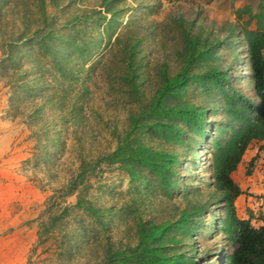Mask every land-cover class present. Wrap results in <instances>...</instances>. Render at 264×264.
I'll list each match as a JSON object with an SVG mask.
<instances>
[{
    "label": "rangeland",
    "instance_id": "obj_1",
    "mask_svg": "<svg viewBox=\"0 0 264 264\" xmlns=\"http://www.w3.org/2000/svg\"><path fill=\"white\" fill-rule=\"evenodd\" d=\"M247 10L264 13V0H0V264H109L111 253L135 246L138 224L173 223L183 211L193 220L185 231L162 234L171 264H222L208 158L212 140L229 135L223 99L196 80L165 98V107L202 113V139L182 118L169 119L184 132L175 146L148 125L192 37L219 44L216 59L198 58L191 72L218 69L255 101L241 35L256 27ZM34 34L43 41L30 43ZM137 116L147 128L130 136L133 146L180 160L169 189L127 149L116 151ZM250 176L263 187L251 191ZM230 177L242 192L236 217L264 226V140Z\"/></svg>",
    "mask_w": 264,
    "mask_h": 264
},
{
    "label": "trees",
    "instance_id": "obj_2",
    "mask_svg": "<svg viewBox=\"0 0 264 264\" xmlns=\"http://www.w3.org/2000/svg\"><path fill=\"white\" fill-rule=\"evenodd\" d=\"M237 14L240 18L239 13ZM246 14L248 20L254 19L256 22L254 30L242 29L241 31L246 46L247 61L252 72V92L255 101H251L230 88L226 76L218 69L211 67L200 75L191 72V66L198 58L216 59L214 48L219 44L217 41H209L210 43L205 42L201 46L197 43V39L192 37L193 39L189 38L190 40L183 43L179 51L181 63L179 73L166 85V91L160 93L151 104L150 115L153 117H155V113L158 115L156 116L157 122L148 125L149 129L156 131L159 135L166 136V144L175 146L181 142L180 139L184 132L169 119L172 117L182 118L184 123L193 128V133L202 139L206 132L202 126V113L198 110L191 111L187 107L182 109L178 105L165 107L163 104L165 98L170 96L171 91L184 86L189 80H196L201 83V87L209 85L215 89L223 99L225 105L219 109L226 116L227 120L224 122V126L230 130L229 135L220 142L216 139L212 140L208 158L214 197L209 203L210 206L217 204L222 208L220 216L217 218L218 225L214 226L215 230L222 235V241L225 243L222 264H264V226L253 228L250 218L241 220L236 217L234 201L242 192L230 177L249 145L264 140V59L262 57L264 13L252 15L247 10ZM233 32L231 33L233 34ZM232 37L234 38V36ZM42 41L43 36L35 34L29 38L30 43L39 44ZM128 81H130L129 78ZM132 85L131 83V88ZM137 119L139 116L135 120H131L130 130L124 134L116 151L120 152V148L127 149V152L131 154L129 159L148 168L160 183L169 189L173 185L170 177L174 169L179 166L180 160L174 154L166 151H151L141 143L133 146L134 138L130 136L141 132L142 128H147L143 124H139ZM192 161L191 163L195 166L198 164L196 153L193 154ZM126 165L127 162L124 164V168L131 179H134L130 168ZM204 208V206L202 209L193 207L190 211L201 215V212L205 211ZM184 221L192 223L193 220L189 219V212L183 211L178 220L173 223L159 226L138 224V239L135 246L128 248L126 252L117 250L111 253L108 257L109 264H171L173 257L164 253L162 234L168 228L185 231L182 227ZM186 231L192 232L188 229ZM173 241L169 240V242ZM190 262L194 264L192 261Z\"/></svg>",
    "mask_w": 264,
    "mask_h": 264
},
{
    "label": "crops",
    "instance_id": "obj_3",
    "mask_svg": "<svg viewBox=\"0 0 264 264\" xmlns=\"http://www.w3.org/2000/svg\"><path fill=\"white\" fill-rule=\"evenodd\" d=\"M256 180L257 179H255L254 178V176H250V177H248V181L249 182H251V185H250V189H251V191L252 190H254V191H258L259 189H261V187H263V185H262V183H261V181L260 180H258L257 182H256ZM248 187H249V185H247ZM240 189V188H239ZM240 191H241V189H240ZM240 196H242V195H239L236 199H235V201H234V206L236 207V201H238V198L240 197ZM249 209L250 210H252L253 209V203L251 204V206L249 207ZM248 217H246V218H243V219H241V220H245V219H247ZM238 219H240V218H238ZM252 225V224H251ZM259 226H262V225H259L258 224V226L257 227H259ZM257 227H253V228H257Z\"/></svg>",
    "mask_w": 264,
    "mask_h": 264
}]
</instances>
